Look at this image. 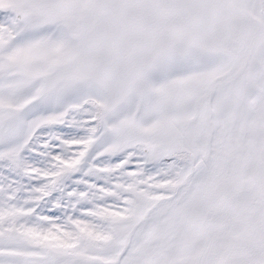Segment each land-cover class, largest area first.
Returning a JSON list of instances; mask_svg holds the SVG:
<instances>
[{"label":"snow or ice","instance_id":"1","mask_svg":"<svg viewBox=\"0 0 264 264\" xmlns=\"http://www.w3.org/2000/svg\"><path fill=\"white\" fill-rule=\"evenodd\" d=\"M0 264H264V0H0Z\"/></svg>","mask_w":264,"mask_h":264}]
</instances>
